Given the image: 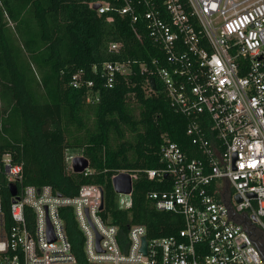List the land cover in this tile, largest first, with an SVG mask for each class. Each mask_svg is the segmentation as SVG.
Listing matches in <instances>:
<instances>
[{"label":"built area","instance_id":"1","mask_svg":"<svg viewBox=\"0 0 264 264\" xmlns=\"http://www.w3.org/2000/svg\"><path fill=\"white\" fill-rule=\"evenodd\" d=\"M88 5L108 14L109 22L112 12L127 17L136 38L149 39L163 53L150 66L142 64V72L151 76L149 90L157 91L150 83L154 77L171 108L188 119L192 147L165 137L159 148L163 166L145 172L164 185L148 198L157 210L178 216L180 227L172 235L149 237L145 225L133 224L123 233L101 215L103 188L87 183L74 196L51 185L22 187L18 199L10 194L7 228L0 179V264H264L254 237L256 230L264 233V0ZM121 47L122 42H112L109 48ZM93 71L113 88L118 74L131 73V63L108 61ZM70 83L87 88L92 100L95 83L84 70ZM128 173L134 185L137 173ZM0 174L8 188L23 179L22 166L13 164L10 154L0 159ZM126 195L131 202L132 193ZM69 213L83 236V260L67 233Z\"/></svg>","mask_w":264,"mask_h":264},{"label":"trees","instance_id":"2","mask_svg":"<svg viewBox=\"0 0 264 264\" xmlns=\"http://www.w3.org/2000/svg\"><path fill=\"white\" fill-rule=\"evenodd\" d=\"M91 1L98 0H0V159L10 154L22 166L19 189L51 185L74 196L81 185L97 184L104 190L101 215L107 223L123 233L142 224L149 237L172 235L180 218L154 207L148 193L164 185L145 170L163 166L159 148L165 137L192 147L188 119L171 108L159 82L156 92L149 90L151 76L141 65L162 58L160 48L149 39L141 43L127 17L112 12L109 22L108 14L89 7ZM112 42H122L120 51L110 50ZM108 61L131 63V73L118 74L113 88L93 71ZM81 70L95 83L91 101L87 88L70 83ZM78 149L92 174L72 170L69 151ZM120 172L137 173L128 207L119 206L113 186ZM0 179L8 228L11 196L7 178ZM64 218L73 250L83 260L82 233L72 213Z\"/></svg>","mask_w":264,"mask_h":264},{"label":"water","instance_id":"3","mask_svg":"<svg viewBox=\"0 0 264 264\" xmlns=\"http://www.w3.org/2000/svg\"><path fill=\"white\" fill-rule=\"evenodd\" d=\"M99 7V4L96 3L94 5V8L97 9ZM151 86L154 90H157V84L156 79L154 77L150 78ZM89 167V160L85 156H75L72 161V168L74 172L81 173L85 171L86 168ZM167 178H169V175H166ZM113 186L114 190L118 194H131L133 192V180L131 175L128 172H120L113 178ZM9 191L12 196L17 197L18 199V192L19 188L17 183H10L9 184ZM101 209L104 208V203L101 204ZM100 238H98L99 241ZM144 245L143 250L146 252V244L147 240L144 237L143 239Z\"/></svg>","mask_w":264,"mask_h":264},{"label":"rangeland","instance_id":"4","mask_svg":"<svg viewBox=\"0 0 264 264\" xmlns=\"http://www.w3.org/2000/svg\"><path fill=\"white\" fill-rule=\"evenodd\" d=\"M2 107H3V103L0 100V113H1ZM136 109H137V114H139L140 106L137 105ZM69 154H71L72 157H75V156H85V157H87L86 155L83 154V151L81 149L80 150L79 149L78 150H70ZM129 203H130L129 195L119 194V196H118V204H119L120 207H127L129 205ZM254 237L257 240V242L259 243V245H261V249L264 252V233L262 231H260V230H256Z\"/></svg>","mask_w":264,"mask_h":264}]
</instances>
